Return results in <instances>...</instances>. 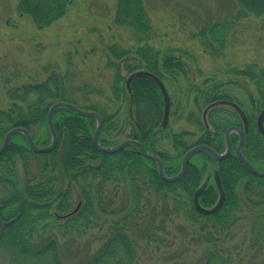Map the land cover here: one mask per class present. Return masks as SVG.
Here are the masks:
<instances>
[{
	"label": "trees",
	"instance_id": "1",
	"mask_svg": "<svg viewBox=\"0 0 264 264\" xmlns=\"http://www.w3.org/2000/svg\"><path fill=\"white\" fill-rule=\"evenodd\" d=\"M69 2L19 0L16 6L17 12L34 24L49 26L67 13ZM115 2L112 22L142 39L148 38L152 28L143 0ZM234 2L237 10L231 21L206 22L197 33L209 55L224 51L235 21L264 14V0ZM105 50L106 66L114 70L105 103L90 99L92 95H103L102 90L86 83L72 85L68 70L52 71L41 82L11 87L6 91L10 105L0 109V146L6 133L16 127L26 129L36 146H47L51 138L46 120L48 109L54 102H68L101 117V146L114 147L122 136L136 139L161 159L167 177L178 173L183 158L180 153L191 147L207 145L215 151L223 149L224 131L238 123L237 116L223 107H214L208 111L207 128L200 111L222 99L236 100L242 107L244 104L221 90V83L204 89L194 83L181 58L186 52H162L149 45L124 48L118 44L107 45ZM140 69L155 74L167 89L179 87L181 80L185 82L182 94L194 104L185 119L196 127V141H186L185 137L191 135L188 132L165 135L168 124L161 125L162 97L149 77H134L127 89V77ZM228 72L248 78L256 92L255 97L251 96L244 86L238 85L246 91L250 104L246 111L249 132L242 152L250 154L244 156L259 169L264 163V137L258 132L255 119L264 106V67L253 64L241 70L230 68ZM180 102L181 99L175 105L170 102V115L182 116ZM122 105H126V112ZM52 120L58 141L50 152H32L25 136L18 132L0 154V218L12 220L0 237V248L11 263L66 264L64 257H68L74 260L68 264H135L140 243H160L158 233L168 234L167 219L180 217L188 223L191 234L195 230L197 237L192 241L202 247L196 264H236L230 258L228 242L233 240L232 230L245 216L249 224L244 241L246 264H264V178L249 173L236 155L219 161L211 155H192L185 174L177 181L165 182L158 177L156 163L143 157L132 145L113 154L95 149L91 139L96 126L94 118L59 108ZM127 126L129 132L125 131ZM164 137L170 140L175 155L166 156L157 149L156 141ZM30 156L41 157L34 170L30 167ZM17 160L22 175L17 172ZM211 166L219 170L225 192L223 204L212 215L198 212L192 202L203 174ZM212 184L199 197L201 207L209 208L217 201L218 192ZM87 233L91 238L85 246L98 243V247L93 253L76 255L72 249ZM240 256L237 253V262L243 260Z\"/></svg>",
	"mask_w": 264,
	"mask_h": 264
},
{
	"label": "rangeland",
	"instance_id": "2",
	"mask_svg": "<svg viewBox=\"0 0 264 264\" xmlns=\"http://www.w3.org/2000/svg\"><path fill=\"white\" fill-rule=\"evenodd\" d=\"M18 1L0 0V109H7L10 105L7 89L41 82L49 73L57 70H68L72 85L86 83L102 90L104 96L92 95L90 99L105 103L114 75V70L106 66L105 47L111 44L124 48L149 45L162 52L183 50L187 55L183 54L181 58L189 69V78L201 89L221 83V90L225 89L229 96L239 98L247 111L250 104L245 90L251 96H256L248 78L228 71L230 68L241 70L253 64L264 67V14L258 18L245 16L235 21L227 45L218 55H209L197 36L206 22L231 21L237 10L234 0H143L152 28L146 39L112 22L115 0H70L67 13L49 26L36 25L27 16L19 14ZM125 73L121 69V74L125 76ZM238 85L241 88L244 86L245 90ZM184 89L185 82L182 80L179 87L167 89L173 105L181 99L179 113L182 116L171 114L164 133L188 132L191 135L185 139L192 143L197 139V129L185 118L186 112L193 109L194 104L192 99H185L182 94ZM204 108L200 111V117ZM125 109L126 105H122V110L126 112ZM129 130L130 126L125 127L126 132ZM117 140L122 142L125 137ZM170 144L165 137L156 141L157 149L166 156L175 155ZM28 160L31 170H34L41 157L30 156ZM16 166L17 172L22 175L20 160H17ZM259 170L264 172V163ZM165 225L168 234L158 233L160 243H140L135 264H196L202 247L192 241L197 237L195 230L191 234L188 223L180 217L167 219ZM248 231V220L244 216L232 230L230 237L233 240L228 242L232 253L230 258L236 264L247 262L244 241ZM90 238V233H87L78 239L72 252L76 255L93 253L98 243L85 246ZM237 253L243 258L240 262H237ZM7 257L0 248V264H13ZM73 261L64 257L66 264Z\"/></svg>",
	"mask_w": 264,
	"mask_h": 264
},
{
	"label": "water",
	"instance_id": "3",
	"mask_svg": "<svg viewBox=\"0 0 264 264\" xmlns=\"http://www.w3.org/2000/svg\"><path fill=\"white\" fill-rule=\"evenodd\" d=\"M137 76L149 77L153 81V83H155L156 86L158 87V89L161 93L162 102H163V119H162L161 125L165 126L166 123L168 122V117H169L168 113L170 111V99H169V95L167 93V90H166L163 82L153 73H150V72L145 71V70H137V71L131 73L128 76V78L126 79V87L128 90L130 89L131 80ZM222 104L231 106L237 110V112L239 113V115L242 119L241 121H243V128H244L243 131L247 132L246 130H247L248 124H247V119L245 117V114L243 113L242 110H240L239 106L233 102L216 101V102H213V103L207 105V107H205V109L203 110V113H202V120H203L202 123H204V125L207 126V122H206L207 111L209 109L215 107V106L222 105ZM59 108L69 109V110L73 111L74 113H76L77 115H79L80 117L81 116L91 117V118H94L96 120V126L94 127L95 130L93 133V137L91 139L93 140V145H94L95 149H97L99 152H101L103 154L104 153L105 154H113V153L120 151L125 146L132 145V146L137 148V150L141 153V155L143 157H145L146 159L152 160L156 163V166L158 168V175H159L158 177H160V179L165 181V182L177 181L182 177V175L185 174L187 165L189 163V159L192 156L191 154H194L196 152H207L208 154H211V156H213L217 160H221V159L227 157L228 155H226V154L230 153V150H231L230 134H231V131H233V130L238 133V137H239V140L237 141L238 144L236 147V152L239 154V155H237V157L239 158L241 163L247 168L249 173H252L253 175H255L257 177L264 178V172L257 170L254 166H252V164L247 159H245V157L243 155H241L240 151H241V146L243 143L242 141H243V137H244V132L241 131L240 128L238 129V127L229 128L226 131H224L225 132V134H224L225 149H224V152L222 154H218L216 151H214L213 149H211L207 145H196L193 148L189 149L185 153V155L182 159L181 165H180L179 172L174 176H168L167 177L164 173V167H162L163 164H162L161 159L158 156L149 153L146 150V147H144L142 145V143L136 139H125L124 141L120 142L119 144L115 145L114 147L113 146L112 147L101 146L99 143V135L101 132V127H102L101 117L93 111L82 110L81 108H78L76 105H73L71 103L69 104L68 102H54L48 109L46 120H47V125H48L49 131H50V137L51 138H50V140H49L50 142L47 146H45V147L36 146L35 143L33 142V139L31 137L30 133L26 129H24L22 127H16V128L11 129L10 131H8L6 133V135L4 136L3 141L1 142L2 144L0 146V154H2L5 151V149L7 148L8 144H9L8 142H10L13 135L17 134L18 132L25 136V138L27 140L26 142L28 143V146L32 150V152L47 153V152H50L51 150H53L57 145L58 139H57L56 130H54L55 128L53 125L52 116H53L54 111L59 109ZM263 118H264V108H262V110L260 111V113L257 116V119H255L257 129L262 135H264V128L262 126V119ZM212 175H214V182H215V185L217 187V192H218V199H217L216 203L214 205H212L210 208L201 207L200 203H199V197H200L201 193L203 192V190L205 189L206 185L208 184L210 171L207 172L204 180L202 181L200 186L195 190V192L192 196L193 197L192 198L193 207L198 212H200L202 214H211L212 215V213L216 212L221 207V205L223 204V202L225 200V195H224L225 192H224V189L220 183V178H219L218 172L215 171L214 174H212ZM76 209H77V207H76ZM11 223H12V220L11 221H2L0 218V237L3 235V231H4L5 226L10 225Z\"/></svg>",
	"mask_w": 264,
	"mask_h": 264
},
{
	"label": "flooded vegetation",
	"instance_id": "4",
	"mask_svg": "<svg viewBox=\"0 0 264 264\" xmlns=\"http://www.w3.org/2000/svg\"><path fill=\"white\" fill-rule=\"evenodd\" d=\"M220 101H228V102H233V103H235V104H237L238 106H239V108H240V110H242L243 111V113L245 114V117H246V119H247V110H245L246 108L243 106L242 107V105L240 104V103H238V101H236V100H233V99H222V100H220ZM219 107H223V108H225V109H228L229 111H231V112H233L236 116H237V118H238V123L237 124H234V125H231V126H229L227 129H229V128H233V127H238V129L240 128L241 129V131H243L244 130V128H243V121H241L242 119H241V117H240V115H239V113L237 112V110L236 109H234L233 107H231V106H228V105H225V104H222V105H219ZM262 108H264V106L262 107ZM262 108H260V111L262 110ZM259 111V112H260ZM259 112H258V114H259ZM208 113V112H207ZM257 114V115H258ZM247 124H248V127H247V132H245V131H243L244 132V137H243V143H242V146H241V155H250V154H248V153H246V152H242V148H243V145H244V139H245V136H247L248 135V132H249V122H248V119H247ZM262 126H263V128H264V118L262 119ZM263 137H264V135H263ZM230 139H231V150H230V153H227L226 155H239L237 152H236V147H237V144H238V140H239V137H238V133L236 132V131H231V134H230ZM224 149H225V141H224V146H223V149L221 150V151H216L218 154H222L223 152H224ZM186 153V152H185ZM185 153L184 154H181V155H185ZM191 155H211V154H208L207 152H196V153H194V154H191ZM227 156V157H228ZM227 157H225V158H227ZM245 157V156H244ZM225 158H223V159H225ZM238 158V157H237ZM223 159H221V160H223ZM245 159H246V157H245ZM238 160H239V158H238ZM219 161V160H218ZM240 161V160H239ZM240 163H241V161H240ZM208 171H210V176H209V181H208V184H210L211 182L213 183L212 185H214V188L217 190V187H216V185H215V182H214V175H212V174H214V172L215 171H217L218 172V175H219V178H220V183H221V185H222V178H221V174H220V172H219V170L217 169V168H215V167H209L207 170H206V172L203 174V178H202V180H201V182L203 181V179L205 178V176H206V174H207V172ZM207 184V185H208ZM222 187H223V185H222Z\"/></svg>",
	"mask_w": 264,
	"mask_h": 264
}]
</instances>
